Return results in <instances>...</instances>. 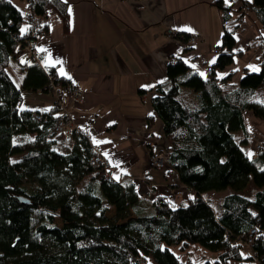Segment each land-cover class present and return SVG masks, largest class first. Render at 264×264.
Listing matches in <instances>:
<instances>
[{"label":"trees","instance_id":"16d2710c","mask_svg":"<svg viewBox=\"0 0 264 264\" xmlns=\"http://www.w3.org/2000/svg\"><path fill=\"white\" fill-rule=\"evenodd\" d=\"M24 1L40 18L56 11L66 29L65 1ZM237 1L238 16L230 27L223 26L210 75L180 59L168 61L166 80L154 86L149 99L167 142L165 163L181 166L178 178L184 190H191H185L181 206L165 195L145 202L132 183L106 181L102 168L89 164L94 153L83 137L72 134L79 145L56 149L63 134L49 135L55 106L37 111L40 121L31 117L33 111L19 109L22 97L9 67L23 71V89L44 91L50 82L66 80L53 68L22 60L17 44L24 15L12 0H0V264H184L182 255L191 244L211 253L214 264H264V148L250 158L232 138L241 128V110L264 118V103L248 102L256 88H264V0ZM212 3L225 21L230 19L236 1ZM245 12L260 27L254 44L261 55L259 71L242 68L235 90L224 94L218 84L235 70L219 78L216 71L242 53L233 48L234 29ZM46 29L41 24L39 33ZM186 36L176 35L181 41ZM16 135L25 139L13 141ZM249 182L245 197L241 191ZM225 188L232 192L214 206L202 197ZM251 227L259 234L250 254L240 239Z\"/></svg>","mask_w":264,"mask_h":264},{"label":"crops","instance_id":"0c3cea01","mask_svg":"<svg viewBox=\"0 0 264 264\" xmlns=\"http://www.w3.org/2000/svg\"><path fill=\"white\" fill-rule=\"evenodd\" d=\"M63 1L68 15L66 29L56 11L49 9L41 17L47 29L36 35L35 47L41 67L53 68L58 77L72 81L83 92L80 103L70 102L67 106L72 124L81 128L90 147L99 151L113 181L132 183L145 202L165 195L170 203L184 205L187 193L178 178L181 166L172 168L165 163L152 167L146 160L149 152L164 153L167 146L161 122L155 117L149 99L154 94V86L165 82L170 57L204 74L220 49L223 26L230 27L238 16V1L224 0L226 4L236 1L227 21L213 0ZM23 6L26 14V2ZM250 20L248 30L243 20L234 29L233 48L241 50V55L233 57L228 67L216 71L219 78L235 70L229 80L218 84L224 94L235 90L242 68L251 69L249 66L255 63L258 66L261 60L260 51L254 46L260 27L254 15ZM24 27L22 23L20 30ZM189 28L192 30H186ZM168 30L178 35H192L195 40L181 41ZM9 69L19 83L16 86L21 102L24 96L36 104L22 110L46 112L54 106L45 91L27 89L32 92L23 93L26 91L20 87L23 71L19 67ZM61 69L65 75H61ZM261 101H264V88L259 87L248 102L261 104ZM56 111L57 116V108ZM240 119L241 128L232 132V138L248 155L253 152L255 142L264 144V118L244 109L240 111ZM62 134L55 144L60 152L68 151L71 141L79 145L76 141L79 138L74 140L73 135L70 138L66 132ZM250 183L241 191L245 197L250 196ZM231 192L229 188L209 190L202 197L214 206L218 199Z\"/></svg>","mask_w":264,"mask_h":264},{"label":"built area","instance_id":"2783aa9c","mask_svg":"<svg viewBox=\"0 0 264 264\" xmlns=\"http://www.w3.org/2000/svg\"><path fill=\"white\" fill-rule=\"evenodd\" d=\"M248 9L249 7L245 4L243 10L248 11ZM23 22L27 30L24 32L22 39L18 42L17 49L22 56V60H31L40 64L39 54L35 47V37L39 33V29L42 24L41 18L33 12H28L26 15H24ZM168 33L174 36L177 35L171 30H168ZM194 40V36H186L187 42H193ZM174 60V57L169 58V61L171 62H174ZM204 74L210 75V69H204ZM48 77L51 80V76L48 75ZM44 91L50 94L51 98L53 99L54 106L59 111L55 122L51 130L49 131V135H56L59 133L66 132L70 138L73 134L77 137H83L86 139L87 136L85 132L81 128L76 127L72 124L70 115L67 112V106L70 102L80 103L82 101L83 92L72 81H65V83L62 85L50 82L49 86ZM31 117L37 121L42 120V115L37 112H33L31 114ZM71 142L72 144H74L73 141ZM261 148H264V144L261 142H255L253 144V152L251 153V156H249V154L246 155L250 158H254L256 156L257 151ZM91 150L94 154L88 158L89 164L100 166L102 168L105 180L111 181V177L109 175V167L106 164L105 160L95 147H92ZM146 160L149 166L161 167L165 164L166 156L164 153L149 152L146 156ZM185 190L188 193L191 192V190L188 188H186ZM258 234L259 233L257 229L255 227H251L240 239V242L248 248L250 254V244H252L255 240L258 239ZM184 264H190V260L188 258L185 259Z\"/></svg>","mask_w":264,"mask_h":264},{"label":"rangeland","instance_id":"374dc122","mask_svg":"<svg viewBox=\"0 0 264 264\" xmlns=\"http://www.w3.org/2000/svg\"><path fill=\"white\" fill-rule=\"evenodd\" d=\"M13 2H14V5L19 9L21 14L24 15L25 14V8H24L23 4L25 2L22 1L20 3V0H16V1H13ZM251 16L252 15L250 13H246V12L242 15L241 20H243L242 24H243L245 30L249 29V26H250V23H251V20H250ZM241 20L238 21L239 25L241 24ZM239 34H240V32H239ZM235 36L237 37V33L235 34ZM251 62H253V61H251ZM253 67L259 69V66H257V63L253 64ZM7 71L9 73L10 77L12 78L14 84L15 85H19L18 81L15 79L14 72L11 71V69H9V68L7 69ZM30 92H32V91H27V89H26V91L23 92V93H25V94L29 93L30 94ZM49 98H50V96H49ZM30 106L31 107H35L36 104L34 103V101L30 102V100L25 99L24 96H23V100H22V102H20L19 109L22 110V109L30 107ZM24 139H25L24 136L16 135V136H14L13 141H23ZM15 157H17V156H15ZM250 184H252V183H250ZM226 189H228V188H226ZM185 257L188 258L191 261V264H214L213 255L211 253H209L208 251H204L200 246H198L196 244H191V245L188 246V248L186 249L185 253L182 255L183 260H184Z\"/></svg>","mask_w":264,"mask_h":264},{"label":"snow or ice","instance_id":"6c2138e0","mask_svg":"<svg viewBox=\"0 0 264 264\" xmlns=\"http://www.w3.org/2000/svg\"><path fill=\"white\" fill-rule=\"evenodd\" d=\"M69 12H71V8H69ZM26 30H27L26 28H22V29H21V33L23 34ZM186 30L191 31L192 29L189 28V29H186ZM41 51H44V49H41ZM213 62H214V61H213ZM249 67L252 69V71H259V69L255 68V67H253V66H249ZM61 75H65L63 69H61ZM201 75H203V73H201ZM69 79H71L70 76H69ZM261 103H264V101H261ZM106 155H107V154H106ZM249 156H251V153H249Z\"/></svg>","mask_w":264,"mask_h":264}]
</instances>
